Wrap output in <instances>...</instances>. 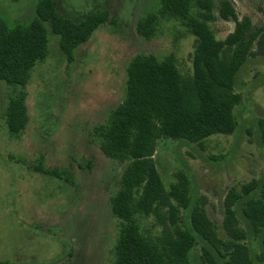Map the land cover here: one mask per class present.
I'll use <instances>...</instances> for the list:
<instances>
[{
  "label": "rangeland",
  "instance_id": "rangeland-1",
  "mask_svg": "<svg viewBox=\"0 0 264 264\" xmlns=\"http://www.w3.org/2000/svg\"><path fill=\"white\" fill-rule=\"evenodd\" d=\"M39 1L0 0V18L10 27L29 25ZM56 1L58 11L74 21L108 11L111 23L76 51L73 63L46 25L49 53L26 87L30 119L18 139L10 136L3 117L14 88L0 82V264H111L119 223L109 203L126 164L102 155L94 128L122 103L127 67L135 56L162 59L173 53L180 72L193 75L196 38L185 29L164 24L151 42L136 33L137 22L157 7V0ZM230 1L240 20L249 17L254 27H264V0ZM211 26L220 41L235 30L234 22L220 18ZM239 88L246 98L236 109L237 133L208 139L204 150L163 139L155 154L167 187L187 168L218 227L223 225L228 192L264 179V58L250 60ZM40 164L45 170L68 169L74 184L37 172L34 166ZM146 228L161 234L154 218ZM254 251L257 259L264 257L257 246Z\"/></svg>",
  "mask_w": 264,
  "mask_h": 264
},
{
  "label": "trees",
  "instance_id": "trees-1",
  "mask_svg": "<svg viewBox=\"0 0 264 264\" xmlns=\"http://www.w3.org/2000/svg\"><path fill=\"white\" fill-rule=\"evenodd\" d=\"M157 2L139 19L136 33L151 42L164 24L185 29L196 38L193 75L180 72L173 53L162 59L135 56L127 67L122 103L94 128L102 155L126 164L109 203L119 223L111 264L264 262L254 251L257 246L264 255V179L228 192L223 225L218 227L208 216L206 199L193 188L187 168L167 187L155 160L160 140L204 150L208 139L239 131L236 109L246 98L239 77L252 58H264V27H254L249 17L240 20L230 0ZM217 18L235 23L224 41L217 40L211 26ZM108 23V11H97L82 22L67 18L58 11L56 0L39 1L34 20L26 26L10 27L0 18V82L14 88L3 116L11 137H22L29 124L25 90L35 67L48 57L46 25L73 63L76 51ZM261 136L264 151V131ZM39 166H34L37 172L74 184L68 169ZM151 218L161 234L153 235L146 228Z\"/></svg>",
  "mask_w": 264,
  "mask_h": 264
}]
</instances>
